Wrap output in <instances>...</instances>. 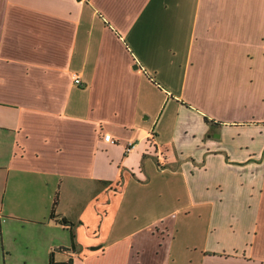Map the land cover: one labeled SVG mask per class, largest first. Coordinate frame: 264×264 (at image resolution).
<instances>
[{
    "label": "crops",
    "instance_id": "crops-1",
    "mask_svg": "<svg viewBox=\"0 0 264 264\" xmlns=\"http://www.w3.org/2000/svg\"><path fill=\"white\" fill-rule=\"evenodd\" d=\"M53 251L264 264V0H0V253Z\"/></svg>",
    "mask_w": 264,
    "mask_h": 264
},
{
    "label": "rangeland",
    "instance_id": "rangeland-1",
    "mask_svg": "<svg viewBox=\"0 0 264 264\" xmlns=\"http://www.w3.org/2000/svg\"><path fill=\"white\" fill-rule=\"evenodd\" d=\"M162 205L165 206L164 204H162ZM160 207H162V206H160ZM180 217H182V215ZM203 228H205L204 222H203V225L202 224L194 225L195 231H193L191 234L188 233L184 229H181L179 231L178 236H177L178 237V243L180 244L181 242L183 243V241H184L185 244H187V248H186L185 252H187L188 254L189 253H196V254L200 253V251L194 250V249H196V246H194L193 244L197 245L200 242L202 243V238L205 235ZM188 243H190V246L188 245ZM2 258H3V255H2V253H0V264L4 263ZM186 258H188V257L186 256ZM187 262H188V259H187Z\"/></svg>",
    "mask_w": 264,
    "mask_h": 264
},
{
    "label": "trees",
    "instance_id": "trees-1",
    "mask_svg": "<svg viewBox=\"0 0 264 264\" xmlns=\"http://www.w3.org/2000/svg\"><path fill=\"white\" fill-rule=\"evenodd\" d=\"M55 204H56V203H55ZM55 204H54V206H53V209H52V212H51L50 218H51V219H55V220L58 219L57 221H59L60 223L66 225V226H68V227L70 228V231H71V233H72V238H73V245H72L70 248H63V249H65V250H74V249L76 248V246H75V237H76V235H75V232H74L73 224H72L71 221L67 220V219L64 218V217L61 218V219L58 218L59 215H57V214L55 213ZM50 264H73V259L70 258V259H68V260L65 261V262H56L55 259H54V251H53V252H51V255H50Z\"/></svg>",
    "mask_w": 264,
    "mask_h": 264
},
{
    "label": "built area",
    "instance_id": "built-area-1",
    "mask_svg": "<svg viewBox=\"0 0 264 264\" xmlns=\"http://www.w3.org/2000/svg\"><path fill=\"white\" fill-rule=\"evenodd\" d=\"M75 82H77V83L80 82V78H79L78 75H76ZM104 139H105L106 141H113L111 134H106V135L104 136Z\"/></svg>",
    "mask_w": 264,
    "mask_h": 264
}]
</instances>
